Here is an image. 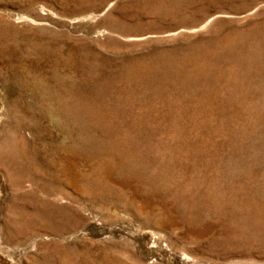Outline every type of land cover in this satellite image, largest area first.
<instances>
[{
	"label": "rangeland",
	"instance_id": "374dc122",
	"mask_svg": "<svg viewBox=\"0 0 264 264\" xmlns=\"http://www.w3.org/2000/svg\"><path fill=\"white\" fill-rule=\"evenodd\" d=\"M0 264H264V0H0Z\"/></svg>",
	"mask_w": 264,
	"mask_h": 264
}]
</instances>
